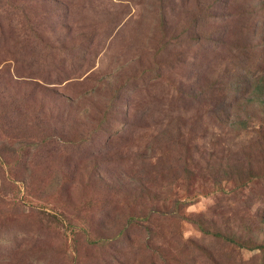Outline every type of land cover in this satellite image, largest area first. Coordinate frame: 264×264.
Listing matches in <instances>:
<instances>
[{
  "label": "rangeland",
  "instance_id": "374dc122",
  "mask_svg": "<svg viewBox=\"0 0 264 264\" xmlns=\"http://www.w3.org/2000/svg\"><path fill=\"white\" fill-rule=\"evenodd\" d=\"M262 82L264 0H0V264H264Z\"/></svg>",
  "mask_w": 264,
  "mask_h": 264
},
{
  "label": "trees",
  "instance_id": "16d2710c",
  "mask_svg": "<svg viewBox=\"0 0 264 264\" xmlns=\"http://www.w3.org/2000/svg\"><path fill=\"white\" fill-rule=\"evenodd\" d=\"M258 86H261V89L264 88V83H260ZM262 97H264V93H262L261 95ZM222 98V97H221ZM201 230L206 233V234H213L210 230L206 229L204 226L201 225ZM215 235L216 237L219 236L218 233H215L213 234ZM225 240L227 241H232V242H235V243H238V241L236 240V238L234 237H229V236H224ZM244 245V244H243Z\"/></svg>",
  "mask_w": 264,
  "mask_h": 264
}]
</instances>
